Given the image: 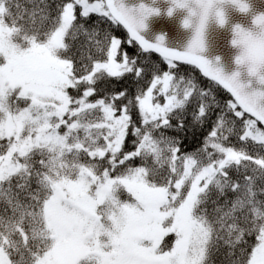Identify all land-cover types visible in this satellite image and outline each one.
<instances>
[{"label":"snow or ice","instance_id":"1","mask_svg":"<svg viewBox=\"0 0 264 264\" xmlns=\"http://www.w3.org/2000/svg\"><path fill=\"white\" fill-rule=\"evenodd\" d=\"M154 14L0 0V264H264V36L234 27L246 83L199 55L203 23L186 51L145 39Z\"/></svg>","mask_w":264,"mask_h":264},{"label":"water","instance_id":"2","mask_svg":"<svg viewBox=\"0 0 264 264\" xmlns=\"http://www.w3.org/2000/svg\"><path fill=\"white\" fill-rule=\"evenodd\" d=\"M248 2L250 9L247 13L241 12L231 3H226L224 7L228 22L221 27L212 20L206 29L205 49L199 55L222 68L226 75H232L240 70L235 61L241 49L232 44L235 35L234 27L239 24L250 30H258L254 24L255 16L264 14V0H248ZM124 3L127 7H138L144 3L158 10V14L148 17L145 21L147 27L141 32L145 39L154 43L158 37L164 36L166 47L178 51L187 50L194 35V29L183 27V21L188 15L186 9H176L169 15V10L173 8L172 0H124ZM151 54L160 57L158 53ZM177 64H183V62H177ZM191 67L194 68V66ZM240 71L242 82L247 83L250 78L246 71ZM200 75L209 81L208 78L203 77L202 73Z\"/></svg>","mask_w":264,"mask_h":264},{"label":"clouds","instance_id":"3","mask_svg":"<svg viewBox=\"0 0 264 264\" xmlns=\"http://www.w3.org/2000/svg\"><path fill=\"white\" fill-rule=\"evenodd\" d=\"M246 2L249 3L248 0H246ZM226 3H231L239 10V6L233 3L232 0H179L178 4L174 3L172 0V4H173L172 9H174V11L176 9H186L187 10L188 15L183 21V27L186 29L187 28L194 29V35L191 41L195 38L197 31L201 28V24L203 23L202 39L205 41V44H204V49H205L206 29L210 21L214 20L221 27H223L228 22V17H227L226 10L224 7ZM261 15H264V14H261ZM221 16H223V18L225 19V23L223 25L219 23ZM185 21L189 22V25L187 27H185ZM255 28L258 30H250L247 28H244V29L245 31L252 32L254 35L264 36V25L255 24ZM234 39H239V37L234 35ZM233 45L241 49V52L239 54L241 55L243 53V46L239 44H233ZM247 68H248L247 63L239 65L240 70L246 71Z\"/></svg>","mask_w":264,"mask_h":264},{"label":"trees","instance_id":"4","mask_svg":"<svg viewBox=\"0 0 264 264\" xmlns=\"http://www.w3.org/2000/svg\"><path fill=\"white\" fill-rule=\"evenodd\" d=\"M95 19H96V14H92V20L89 21L90 24H94L95 23ZM106 27V25L101 24V28ZM114 35L117 36V38H122L126 35V32L122 29V27L120 26V28H115L114 27ZM81 40H84L83 37H81ZM86 43V41H85ZM126 50L130 53V54H134L135 57H139L140 53L142 52L141 50L138 51V46H133V45H125ZM143 57H150L152 61H155L159 64L160 68H161V72L159 73L160 75L163 74L164 70H167V64L165 61H163L162 58L151 54V53H143ZM180 68H181V72L180 75H184V76H190V75H198L200 82L203 86V84L208 83L209 81L205 80L204 78H202V76L200 75V73L196 70L195 72L192 71V69H194L191 66H187V65H183V64H177ZM175 75V73H174ZM130 86V82H124V81H120V82H115L113 84L114 88L117 89H122L125 87ZM223 94V92H222ZM169 238L166 237L165 240H168Z\"/></svg>","mask_w":264,"mask_h":264}]
</instances>
